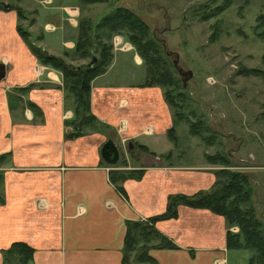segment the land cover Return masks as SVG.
Listing matches in <instances>:
<instances>
[{
    "label": "crops",
    "instance_id": "crops-1",
    "mask_svg": "<svg viewBox=\"0 0 264 264\" xmlns=\"http://www.w3.org/2000/svg\"><path fill=\"white\" fill-rule=\"evenodd\" d=\"M86 5L87 11L77 0H0V264H23L18 253L5 251L16 241L32 248L25 264H121L126 220L159 214L169 194L207 189L215 180L216 166L159 155L172 149L171 112L162 87L144 84L145 66L134 47H112L105 71L90 81L95 125L68 135L76 130L74 102L62 73L37 58L17 25L26 23L30 39L47 52L86 64L91 59L74 54L79 17L92 3ZM107 10L89 17L98 20ZM122 137L127 148L134 139L163 162L130 163L143 172L121 180L120 190L109 171L123 157ZM109 139L119 152L115 163L101 154ZM154 225L176 244L151 246L156 264H227L232 249L250 254L227 246L233 226L208 208L179 204L176 216ZM136 262L130 264H150Z\"/></svg>",
    "mask_w": 264,
    "mask_h": 264
},
{
    "label": "rangeland",
    "instance_id": "rangeland-1",
    "mask_svg": "<svg viewBox=\"0 0 264 264\" xmlns=\"http://www.w3.org/2000/svg\"><path fill=\"white\" fill-rule=\"evenodd\" d=\"M222 3L223 0H106L92 2L86 17H79V21L88 20L98 10L126 5L148 23L167 52L163 51L168 62L172 64L176 60L172 65L173 76L180 84L184 79L181 70H192L183 86L176 85L182 94L174 96L178 104L175 109L182 116H175L174 107L168 104L172 122H175L176 144L172 142V157L177 163L216 166L213 170L215 179L220 169L245 174L247 188L251 190L245 204H251L264 227V32L260 34L264 21L257 19L264 14V0H233L218 13L203 17ZM86 4L81 5H85L87 11L89 6ZM22 13L18 14L20 18ZM89 19L93 26L96 19ZM18 25L27 29L23 21ZM101 40L106 42L107 39ZM109 40L112 47H134L123 33H114ZM74 54L87 61L92 58L76 51ZM94 54L98 56L99 52ZM254 68L258 69L257 73L250 71ZM148 129L144 130L150 132ZM118 143L125 164L119 159L118 169L112 170L119 171L116 175H125L133 171L130 163H143L145 152L140 149L134 154L129 152L124 137ZM207 153L224 154L229 162L208 161ZM137 156L139 161L136 163L132 160ZM240 203L243 207L244 203ZM144 220L148 221V218ZM231 226L230 230L239 231L238 225ZM246 250L250 252L249 256L232 249L227 264H259L254 251ZM134 254L130 259L136 261ZM252 255L253 263L249 262Z\"/></svg>",
    "mask_w": 264,
    "mask_h": 264
},
{
    "label": "trees",
    "instance_id": "trees-1",
    "mask_svg": "<svg viewBox=\"0 0 264 264\" xmlns=\"http://www.w3.org/2000/svg\"><path fill=\"white\" fill-rule=\"evenodd\" d=\"M82 3L104 2L106 0H77ZM233 0H223V3L216 6L213 10L205 13L203 17H208L226 8ZM18 14L22 13L20 7H16ZM22 16L23 13H22ZM257 19L264 21V14H260ZM17 29L22 37L28 42L31 50L37 58L44 64L51 65L59 69L62 73V81L64 89L71 94L74 102V118L73 124L76 130L68 135L73 137L83 133L85 126H94L96 117L90 110V81L97 75L105 71L107 65L112 58V43L110 38L114 33H123L132 42L135 50L142 58L145 64L146 76L145 85H158L162 87L166 102L173 106L174 109L178 105L174 96L182 94L176 85L179 79L174 78L172 64L168 62V58L164 55L165 51L161 43L158 42L152 30L145 20L134 10L126 5H116L107 10L95 24L92 26L91 19L83 18L79 21L78 36L75 43V51L82 56H95L96 60L91 65L81 64L73 65L67 62L62 57L47 52L41 45L37 44L29 37V30L22 25H17ZM264 29L260 34H263ZM91 33V34H90ZM105 37L106 42L101 38ZM94 48L99 54L96 56ZM166 52V51H165ZM167 54V52H166ZM172 69V70H171ZM257 73L258 69H250ZM183 86V85H182ZM180 116L181 113L175 109V116ZM182 116V115H181ZM175 122L167 129V135L171 142L176 144ZM192 124V123H191ZM190 124L192 132L196 131ZM195 133V132H194ZM206 137V136H204ZM203 137V138H204ZM133 148H128L129 152L134 154L137 149L144 152H150L146 146L135 141ZM165 160L171 159L173 156L172 150L159 154ZM205 157L208 161L225 163L228 159L224 154L207 153ZM125 164V159L120 158ZM116 171V172H115ZM110 170V180L122 190L119 184L129 175L138 177L142 174V169L133 170L125 175H116L119 171ZM248 181L245 174L234 172L227 169H220L217 172V177L207 189H200L193 193H171L167 197V203L164 211L153 215L146 220H126V230L124 235V243L122 247L121 264H130V256L135 253L134 259L140 262H149L156 264V260L149 254L148 249L151 246L157 247H175L176 244L161 233L154 225L156 219L169 218L177 215V206L185 204L192 207L208 208L213 212L221 214L226 219L228 225H238L239 231L234 232L230 229L226 232V242L228 247L232 248H250L254 251V257L259 264H264V227L259 218L254 214L251 204L246 206L245 202L249 200ZM240 202L244 203L243 207ZM6 253H18L21 262L25 264L31 255L32 248L22 241L13 242ZM253 255L249 262L253 263Z\"/></svg>",
    "mask_w": 264,
    "mask_h": 264
},
{
    "label": "water",
    "instance_id": "water-1",
    "mask_svg": "<svg viewBox=\"0 0 264 264\" xmlns=\"http://www.w3.org/2000/svg\"><path fill=\"white\" fill-rule=\"evenodd\" d=\"M3 6L8 7L9 4L6 3H2ZM96 60L95 56H92L91 60L86 63V65H91L94 61ZM176 62V60H175ZM182 74H184V79L183 81L185 82L186 78L190 77L192 74V70L191 69H186V70H181ZM4 75V67L3 64L0 63V78ZM129 146H132V143H129ZM101 154L105 159H111L113 161V163L117 162L118 158H119V152L118 149L116 147V144L112 141V140H106V142H104L102 148H101ZM142 160L145 164L149 165L151 163H157V164H162V158L160 156H156L153 155L151 153H144L142 156Z\"/></svg>",
    "mask_w": 264,
    "mask_h": 264
},
{
    "label": "built area",
    "instance_id": "built-area-1",
    "mask_svg": "<svg viewBox=\"0 0 264 264\" xmlns=\"http://www.w3.org/2000/svg\"><path fill=\"white\" fill-rule=\"evenodd\" d=\"M120 43V42H119Z\"/></svg>",
    "mask_w": 264,
    "mask_h": 264
}]
</instances>
